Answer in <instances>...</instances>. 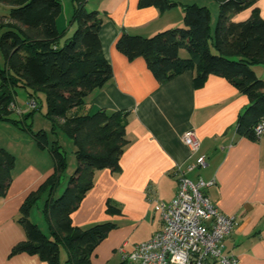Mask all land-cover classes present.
<instances>
[{"label":"crops","instance_id":"obj_1","mask_svg":"<svg viewBox=\"0 0 264 264\" xmlns=\"http://www.w3.org/2000/svg\"><path fill=\"white\" fill-rule=\"evenodd\" d=\"M86 1V7L97 10L103 17L101 43L113 73L104 87L93 92L88 106L92 112L125 111L124 129L129 141L122 153L121 170H98L93 187L71 216L73 224L82 229L112 224L93 252V264L123 261L122 247L131 251L160 230L162 218L155 209L156 201L169 202L175 198L179 166L193 181L199 177L215 180L206 193L221 211L238 216L237 225L225 239V251L235 254L238 264H264V136L257 140L241 136L236 124L250 104L249 97L227 76L219 74L208 75L196 84V69L160 82L144 57L130 59L117 48L116 42L125 32L151 37L184 26L185 6L191 3L171 0L175 5L160 8L155 4L141 6L140 0ZM11 7L0 0V22L9 21ZM254 9L264 18V0H257L242 13L236 12L233 20H246ZM214 10L210 13L212 34L217 20L216 6ZM73 12L74 8L70 18L64 19L62 8L56 19L63 38L71 36L70 27L76 24L71 22ZM253 68L255 74L264 78V64ZM189 129H195L201 140L199 151L208 163L205 168L187 169L196 159L181 139ZM36 144L35 140L30 142L31 151L45 150ZM42 157L45 161L32 160L18 170L15 165L10 170L7 191L0 194V264H49L36 254L12 252L17 243L27 238L18 220L20 206L54 172V160ZM42 204L43 201L38 206ZM41 221L44 224L42 218L38 219Z\"/></svg>","mask_w":264,"mask_h":264},{"label":"trees","instance_id":"obj_2","mask_svg":"<svg viewBox=\"0 0 264 264\" xmlns=\"http://www.w3.org/2000/svg\"><path fill=\"white\" fill-rule=\"evenodd\" d=\"M12 7L7 23L0 22V48L6 69L0 68V119L16 109L15 86L29 90L33 110L40 109L38 92L46 95V116L52 122L54 135L59 129L73 139L76 146V170L61 194L57 193L65 178L68 162L57 139L49 141L43 130L33 134L36 145L49 148L54 172L25 200L19 222L27 238L13 248V254H36L49 264H93L95 249L111 230V223L82 229L73 224V212L94 185L101 169L121 170V157L129 141L126 136V112L89 108L90 97L112 77L110 61L104 56L101 39L103 17L89 10L86 0H74L71 19L77 28L61 44L56 19L62 11V0H4ZM257 0H216L219 17L215 34L211 32V11L207 6L191 3L185 6V25L172 27L151 37L123 33L117 48L130 59L144 57L147 66L160 82L186 70L196 69V84L208 75L227 76L250 99L239 116L237 133L253 140L259 137L256 126L264 119V79L255 74L256 64H264V18L257 9L244 21L233 15ZM172 7L171 0H140L141 6ZM212 40V42H211ZM211 45L216 49L212 53ZM187 49L189 57H181ZM14 155L0 148V194L10 185ZM49 234L30 219L33 206L42 203ZM61 248L67 258L61 260ZM115 264V263H111ZM116 264H130L126 260Z\"/></svg>","mask_w":264,"mask_h":264},{"label":"built area","instance_id":"obj_3","mask_svg":"<svg viewBox=\"0 0 264 264\" xmlns=\"http://www.w3.org/2000/svg\"><path fill=\"white\" fill-rule=\"evenodd\" d=\"M30 108L37 104L30 101ZM16 110V105L13 104ZM256 126L257 136L264 134V119ZM195 129L182 135L191 156L196 159L188 170L205 168L207 158L200 154L201 140ZM179 184L175 198L156 201L155 209L162 218V227L149 240L138 243L133 250L121 248L123 259L130 264H238V257L225 251V239L237 225L238 216L230 215L212 201L206 193L215 180L199 177L193 181L185 170L177 168Z\"/></svg>","mask_w":264,"mask_h":264},{"label":"rangeland","instance_id":"obj_4","mask_svg":"<svg viewBox=\"0 0 264 264\" xmlns=\"http://www.w3.org/2000/svg\"><path fill=\"white\" fill-rule=\"evenodd\" d=\"M179 1V0H178ZM186 1L187 3H197L201 6H207L212 13L215 12V6L217 11V20L215 23V26H213V37L215 34V28L219 17V7L218 2H215L216 0H181ZM74 6L73 0H63V13L62 16L65 19L70 18L72 13V7ZM89 10L90 7L87 6ZM245 11V10H244ZM238 12V13H242ZM68 13V14H67ZM237 13V14H238ZM63 20V19H61ZM243 21V20H242ZM64 27V26H63ZM65 27H68V22H66ZM181 27V26H180ZM71 30L69 31V35L72 36L74 33L73 31L76 30L77 25L70 27ZM70 37L66 36L62 38L61 44L63 45L65 40ZM212 42V40H211ZM216 49L211 45V51L212 53L217 52ZM187 50H183L180 52L181 57H187ZM218 53V52H217ZM3 52L0 48V68L6 69V60H4ZM261 78V77H260ZM264 79V78H263ZM0 83H1V77H0ZM14 100L16 108L19 110L11 111L9 116L7 118L0 119V148H3L10 153H12V156L14 155L15 158V165L16 170L20 169L22 165L29 161H45V157L47 156L48 159L53 161V157H51V153L49 151V148H45V150L42 149H36L32 150L29 147V144L33 138V134L37 131L43 130L48 134L49 141H53L54 139H57L59 144L62 147V150L65 152V156L67 158L68 167L65 171V178L63 179V183L61 185L60 191L57 193L61 194V192L64 191L66 186L68 185V179H70L71 175L74 174L77 166V160L75 154L76 146L73 142V139L67 135V133H64L59 129L58 134L54 135V133L51 131L53 130L52 122L48 119L46 116V95L44 90H40L37 94L38 100L40 102V106L38 110H33L30 105V96H29V90L22 84L15 86V92H14ZM33 221L37 222L39 226L43 229L46 234H49V229L46 220L43 218V213L40 206H34L33 208ZM43 219L44 224L41 222H38V219ZM61 260L63 261L66 257L64 248H61Z\"/></svg>","mask_w":264,"mask_h":264}]
</instances>
